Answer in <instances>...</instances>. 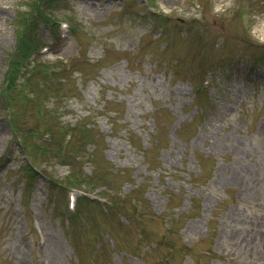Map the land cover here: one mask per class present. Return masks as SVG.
<instances>
[{
  "label": "rangeland",
  "instance_id": "obj_1",
  "mask_svg": "<svg viewBox=\"0 0 264 264\" xmlns=\"http://www.w3.org/2000/svg\"><path fill=\"white\" fill-rule=\"evenodd\" d=\"M0 264H264V0H0Z\"/></svg>",
  "mask_w": 264,
  "mask_h": 264
}]
</instances>
